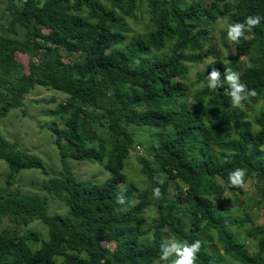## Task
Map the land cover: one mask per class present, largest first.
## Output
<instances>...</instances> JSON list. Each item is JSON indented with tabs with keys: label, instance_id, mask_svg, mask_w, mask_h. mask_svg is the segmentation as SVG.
Instances as JSON below:
<instances>
[{
	"label": "trees",
	"instance_id": "trees-1",
	"mask_svg": "<svg viewBox=\"0 0 264 264\" xmlns=\"http://www.w3.org/2000/svg\"><path fill=\"white\" fill-rule=\"evenodd\" d=\"M249 15L262 19L239 42L218 33L222 18ZM132 23H141L139 34ZM218 41L230 60L188 82L194 64L222 57ZM17 52L29 55L28 71ZM65 52L81 58L67 61ZM213 67L222 83L215 91L207 87ZM225 67L257 92L238 108L225 93ZM36 86L67 95L64 126H52L61 171L43 188L68 211L51 214L48 195L12 188L24 169L48 172L0 130V159L10 168L0 192V264H170L160 260L168 239L201 241L196 264H264V225L246 228L248 213L234 218L225 208L227 194L231 202L250 179L264 180V105L254 107L264 101V0H8L0 13V121ZM131 125L157 130L144 141L148 154L137 156L143 188L124 171L143 145ZM70 159L97 161L110 176L80 180ZM237 167L246 170L243 187L228 183ZM151 206L158 214L146 224ZM34 220L47 240L22 231Z\"/></svg>",
	"mask_w": 264,
	"mask_h": 264
},
{
	"label": "rangeland",
	"instance_id": "rangeland-1",
	"mask_svg": "<svg viewBox=\"0 0 264 264\" xmlns=\"http://www.w3.org/2000/svg\"><path fill=\"white\" fill-rule=\"evenodd\" d=\"M200 1H202L205 5L210 3V0ZM7 3L8 0H0V13L6 8ZM7 20V18H3V23L6 24ZM132 25L136 28V33L139 34L142 30L140 27L141 23H138L137 25L132 23ZM224 30H227V26L224 22H222L217 31H219L218 33H221ZM217 44L219 48L218 51L222 57L217 58V56H210L206 58L203 63L194 64L188 74V82L195 81L198 71L206 68L208 65L227 63L230 60L227 51L223 50V47H220L219 41ZM65 53V59L67 61H76L81 58L80 55L77 54L70 55L68 52ZM16 58L22 63L26 71H28L30 61L29 55L17 52ZM66 97L67 95L64 92L57 91L52 88L36 86L34 90L25 95L23 103L19 107L12 108L9 113L1 119L0 130L4 138L10 142H17L19 148L28 150L29 152L40 156L43 159L46 171L48 172L45 173L41 169H24L15 175L12 186L13 189L20 188L24 192H38L46 196L48 195L43 188L44 182L48 180L49 177L54 176L53 171H61L60 153L55 143L52 126L53 123L57 121L60 126H64V121L60 118V106ZM263 105L264 101L254 107L257 111H259L260 106ZM130 128L132 130L137 128L134 132L136 133V136L139 137V141H143V145H137L136 148L132 150L124 171L128 175L130 181L135 182L138 188H143L146 186V180L144 177L142 178L143 174L141 172V166L138 163L137 156L139 154H148V143L144 141L152 139L157 130L149 129L148 127L138 128L135 125H131ZM70 163L80 180L100 182L110 176V172L97 161L70 159ZM9 171L10 168L8 164L4 160L0 159L1 193L8 187L7 176ZM175 184V181H172V187L175 188ZM228 197L229 194L226 196L227 203L225 208L231 211L234 218L245 219L247 213L251 216V220L246 223V228H252V226L254 227L255 225H264L263 179H250L244 186V193L239 195L231 194V202L227 201ZM48 199L49 212L51 214L67 213L68 207L61 199L53 198L49 195ZM157 214V208L155 206H151L146 214L148 217L146 224H148L149 221ZM12 225L13 224L9 221L4 223L5 227H10ZM29 229L38 232L41 235V239H48V229L41 223L40 220H34L28 227H23L22 231H29ZM237 231L240 232L245 239L246 230L240 229ZM40 244L41 243L38 242L35 246L38 247ZM250 244L251 251H256L257 248L253 246V243ZM210 250L215 251V249L211 247ZM227 264L230 263L227 262Z\"/></svg>",
	"mask_w": 264,
	"mask_h": 264
},
{
	"label": "clouds",
	"instance_id": "clouds-1",
	"mask_svg": "<svg viewBox=\"0 0 264 264\" xmlns=\"http://www.w3.org/2000/svg\"><path fill=\"white\" fill-rule=\"evenodd\" d=\"M260 16H247L243 22H229V18H222L224 24L227 26V37L230 41L237 43L244 37L245 31H251L254 27L258 26L261 21ZM226 63V62H225ZM221 73L213 67V70L208 74L207 87L215 91L218 87H222L220 80ZM224 79L228 84L225 89L226 95L231 98V106L238 108L243 101L248 100L250 97H255L257 92L254 88L249 89L247 85L240 82V74L233 71L231 68L225 67ZM246 170L243 168H235L229 172L228 183L233 187H243L245 185ZM162 184L163 181H158ZM153 197L155 199L162 198V190L160 187L153 189ZM117 202L123 204L124 197L118 196ZM201 241L196 240L189 243L187 240L179 241L176 239H168L165 243L161 244V261H169L170 264H196L197 253L200 251Z\"/></svg>",
	"mask_w": 264,
	"mask_h": 264
}]
</instances>
